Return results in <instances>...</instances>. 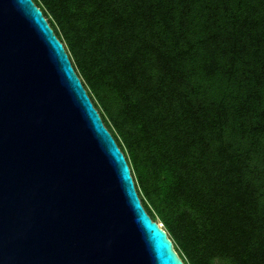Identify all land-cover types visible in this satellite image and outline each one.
<instances>
[{"label":"trees","instance_id":"16d2710c","mask_svg":"<svg viewBox=\"0 0 264 264\" xmlns=\"http://www.w3.org/2000/svg\"><path fill=\"white\" fill-rule=\"evenodd\" d=\"M185 264H264V0H33Z\"/></svg>","mask_w":264,"mask_h":264},{"label":"water","instance_id":"95a60500","mask_svg":"<svg viewBox=\"0 0 264 264\" xmlns=\"http://www.w3.org/2000/svg\"><path fill=\"white\" fill-rule=\"evenodd\" d=\"M0 264H185L33 0H0Z\"/></svg>","mask_w":264,"mask_h":264},{"label":"built area","instance_id":"2783aa9c","mask_svg":"<svg viewBox=\"0 0 264 264\" xmlns=\"http://www.w3.org/2000/svg\"><path fill=\"white\" fill-rule=\"evenodd\" d=\"M160 227H162V225L159 224Z\"/></svg>","mask_w":264,"mask_h":264}]
</instances>
